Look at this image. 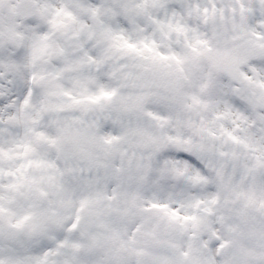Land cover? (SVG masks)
I'll return each mask as SVG.
<instances>
[{
    "label": "clouds",
    "instance_id": "1",
    "mask_svg": "<svg viewBox=\"0 0 264 264\" xmlns=\"http://www.w3.org/2000/svg\"><path fill=\"white\" fill-rule=\"evenodd\" d=\"M0 264H264V0H0Z\"/></svg>",
    "mask_w": 264,
    "mask_h": 264
}]
</instances>
